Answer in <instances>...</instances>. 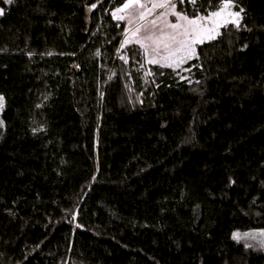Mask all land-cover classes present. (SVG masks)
<instances>
[{
    "label": "trees",
    "instance_id": "obj_1",
    "mask_svg": "<svg viewBox=\"0 0 264 264\" xmlns=\"http://www.w3.org/2000/svg\"><path fill=\"white\" fill-rule=\"evenodd\" d=\"M126 2L0 0V264H264L231 238L264 229V0L179 67L121 47Z\"/></svg>",
    "mask_w": 264,
    "mask_h": 264
},
{
    "label": "snow or ice",
    "instance_id": "obj_2",
    "mask_svg": "<svg viewBox=\"0 0 264 264\" xmlns=\"http://www.w3.org/2000/svg\"><path fill=\"white\" fill-rule=\"evenodd\" d=\"M4 2L12 4L14 0H4ZM179 2L184 3V0H179ZM189 2L193 5L196 4V0H189ZM234 6L233 0H223L218 10L206 16L196 15L194 18H190L187 14L176 11V4L172 3L171 0H165L163 3H153L151 8H147L141 0H128L122 7L117 8L112 15L117 20L127 19L128 21L129 28L126 31L121 47L135 42L144 50L145 55L149 56L148 63L160 64L162 67H179L187 59L195 56V45L203 44L206 39H215L216 35H219L218 30L220 27L227 26L229 23L237 28L240 27V22L243 19L241 13L244 10L241 8L239 11H231ZM95 7V4L91 6V8ZM156 8H170L171 15L176 17L177 22L171 23L165 19L164 26L172 31L165 32L164 28H160L159 33H157V20L160 17L149 21L147 24L139 23L135 28L131 27L137 20L144 21ZM127 9L145 10L139 11L138 15H134L132 12L127 13V15H118V13L124 12ZM0 15H4V9L2 8H0ZM161 15L166 17L168 13H162ZM142 30L145 33L143 36L139 35ZM161 50H163L165 55L160 54ZM178 53H182V55H178ZM121 59H125V57L122 56ZM125 62H127L126 59ZM3 106L4 97L0 95V109ZM256 235L264 236V231L259 233H244L243 236L239 232H234L232 238L239 241L242 238L249 237L254 239Z\"/></svg>",
    "mask_w": 264,
    "mask_h": 264
},
{
    "label": "rangeland",
    "instance_id": "obj_3",
    "mask_svg": "<svg viewBox=\"0 0 264 264\" xmlns=\"http://www.w3.org/2000/svg\"><path fill=\"white\" fill-rule=\"evenodd\" d=\"M141 2L144 3L147 6V8H151V6H152L153 3H163V2H165V0H141ZM144 10L145 9H139V10L138 9H127L124 12L118 13V15H127V13H129V12H132L134 15H138V12L139 11H144ZM231 11H234V10L231 9ZM162 13H168V15L165 17V16L161 15ZM157 17H160V19L157 20V27H156L157 33H159V29L160 28H164L165 32L172 31L171 29L166 28L164 26L165 19L168 22H171V23H176L177 22L176 17L173 16V15H171L170 8H156L155 10H153V12H152L151 15H148L146 17V19L144 21L137 20L131 27L132 28H135L137 26V24H139V23L147 24L151 20H156ZM122 21L125 24V34H126V31L129 28L128 21H127V19L122 20ZM205 23H208V22H205ZM229 24H231V23H229ZM223 27H225V26L220 27L218 31L220 32L221 28H223ZM144 34L145 33L142 30L139 35L143 36ZM208 41H210V40H207V39L205 40V42H208ZM197 45H199V44H197ZM197 45H195V49H196V46ZM160 54L161 55H165V53L163 52V50H161V53ZM144 55H145V53H144ZM178 55H182V53H178ZM145 58L148 61L149 56H146L145 55ZM157 59H159V57H157ZM158 65H160V64H158ZM173 67H175V66H173ZM1 112H2V109H0V122H2V124H0V137H1L2 133H3V131H4V123H3V120L1 118ZM262 231H264V229L233 230V232L231 233V238L233 237V233L234 232H239L243 236L244 233H259V232H262ZM234 241L235 242H238V243H241L246 248L261 250L262 252H264V236L256 235V237L254 239L251 238V237H249V238H242L239 241H237V240H234Z\"/></svg>",
    "mask_w": 264,
    "mask_h": 264
}]
</instances>
